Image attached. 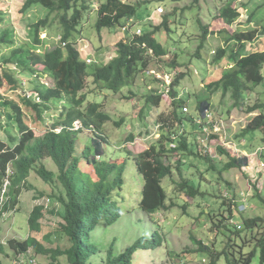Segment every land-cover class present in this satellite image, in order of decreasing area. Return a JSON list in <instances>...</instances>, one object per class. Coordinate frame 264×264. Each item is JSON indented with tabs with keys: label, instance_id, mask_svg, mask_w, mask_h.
<instances>
[{
	"label": "rangeland",
	"instance_id": "1",
	"mask_svg": "<svg viewBox=\"0 0 264 264\" xmlns=\"http://www.w3.org/2000/svg\"><path fill=\"white\" fill-rule=\"evenodd\" d=\"M26 1L0 0V11L5 17L0 28H11L16 44L27 46L32 44L33 37L29 25L48 17L49 30L40 29V38L45 41L47 48L57 47L56 38L62 32L59 22L60 13L50 14L48 9L36 3L24 9L23 5ZM104 1L78 2L79 6L85 5L87 9L83 12L82 20L77 31L73 33L71 41L81 52V58L88 62L89 74H92L94 68L114 58L115 44L124 37H132L137 29L149 32L152 26L160 25L164 16H167L170 30L167 31L165 26H162L155 35L157 42L168 50V55L161 59L153 58L145 71L137 76L135 83L123 88L121 92L114 94L101 90L93 83L92 76L87 78L86 87L81 93L86 96L84 107L90 103L102 104L99 111L110 117L102 128L103 135L109 141V147H105L106 152L117 157L116 161L120 162L124 151L136 155L147 150L158 140L160 132L154 133L158 124L157 117L171 109L172 98L166 96L165 90L160 93L161 102H157L158 104H146L144 98L154 96L155 92L161 91L153 76L156 78L167 76L168 81L171 82L175 79L174 76H181L175 89L180 90L178 94L185 98V106L188 108L189 115H185L187 120L184 121L187 141L195 142V138H198L201 141L198 150H203L202 146L205 143L210 145L211 155L216 158L215 161L221 156L217 149L221 146L225 147L232 157L245 163L241 168L222 171L218 163L208 162L205 158L183 156L182 162L166 158L165 163L168 165L171 163L174 167L171 178L163 179L162 186L166 190L168 203L173 207L149 217L134 207L137 202V190H133L131 194V191L124 187V194L127 193L129 198L125 196L124 202L119 203V206L123 207V216L112 225L99 224L92 232L91 238L99 242L100 253L105 256L109 248L114 252H122L130 248L140 237H153L155 232H160L164 237L162 245L152 250L139 249L134 255L133 264H210L212 258L215 259V264H229L232 259L238 260V264H246L240 259L242 254L251 258L249 264H260L255 239L259 240L263 237L264 222H258L256 228L249 231L245 228L244 221L255 217L264 219V203L261 202L264 199V160L259 158V153L263 149L252 151V139L250 140L249 137L244 139L241 136L243 129L258 114V111L249 113L248 109L264 102V81L250 92L242 107L234 106L229 93L225 97L219 93L210 95L207 89H204V85L208 81L219 79L222 70H230L237 57L264 52V0H233V6L241 7L242 12L232 26L216 18L219 9L230 0H200L198 4H193V0L177 2L125 0L134 4L139 3L132 19L131 32L130 30L125 32L118 26L104 28L99 32L95 25L96 11ZM71 14L72 12L68 15ZM202 26H207L208 31L204 44L200 47ZM249 31H256L257 37L253 41L238 42L234 39L235 32ZM221 49H225V54L214 62L217 51ZM173 59L177 62L176 71L168 67ZM9 67L16 73L20 71L15 65ZM24 74L21 77L29 81L24 89L30 91L37 85L30 82L31 77L27 76V72ZM40 79H44L43 84L39 80L41 85L53 84V81L46 76ZM3 93L6 98L14 101H19L21 94L19 89L16 91L6 89ZM208 98L210 105L199 118L205 123L206 116L214 122V126L207 132L208 134H203L197 129L199 119L193 118L198 113L199 103L207 101ZM61 105H63L62 101L58 105L52 104L51 110L44 111L40 117L33 108L23 107V111L30 116L25 122L36 137H41L47 128L57 121ZM189 118L196 123H192ZM118 121H121L119 126L115 124ZM4 123L3 119L0 139L7 140L12 145L7 132L15 140L19 134L18 130L14 125ZM90 137V133L86 132L79 135L78 155L81 154L84 146L90 145ZM176 141L177 139L174 140ZM165 145L167 148L170 146L169 143ZM171 156L180 159V154H171ZM221 160L227 161L224 156L220 162ZM177 162L182 163L180 173L176 169ZM43 164L47 170L57 172L51 160H44ZM210 164L218 167L212 169ZM222 165L224 166L223 162ZM183 179L191 180L189 185L199 190L194 198L179 189L178 184ZM3 190L9 191V187L3 186ZM242 192L244 196L248 194L245 202L240 196ZM39 193H43V196L37 201L35 197ZM227 193L231 195L229 199L233 198V200L227 199ZM51 194L56 196L57 191L50 184L45 183L36 172L31 173L26 187L22 188L18 197L17 210L6 212L0 221L1 242L4 243L11 238L24 241L28 236H32L46 249L67 247L68 238L56 232L62 219L54 212L61 211L62 208L55 197L54 199L50 197ZM43 199L50 200V209L44 211V217L40 221L41 231L30 235L28 229L30 212ZM242 203L245 210L239 211L238 206ZM230 204L233 205L232 208L229 207ZM230 217L232 221L229 220ZM199 242L204 245L201 250ZM7 251L6 256L0 255V263L68 264L63 256L56 260L51 255L36 254L33 249L26 255ZM101 254L99 256H102Z\"/></svg>",
	"mask_w": 264,
	"mask_h": 264
},
{
	"label": "trees",
	"instance_id": "2",
	"mask_svg": "<svg viewBox=\"0 0 264 264\" xmlns=\"http://www.w3.org/2000/svg\"><path fill=\"white\" fill-rule=\"evenodd\" d=\"M79 1L27 0L23 5L24 9H28L36 3L48 9L50 14L60 13L59 22L62 32L59 37L64 46L59 45L47 49L45 41L40 38V29L49 30L48 17L29 25L33 37L32 44L27 46L16 44L11 28H0V126L3 127L4 119L5 125H14L19 133L14 140L13 136L7 132L12 145L7 140L0 139V190L7 177L10 181L7 196L12 203L7 204L8 201H5L6 205L4 204V208L0 212L12 209L20 187L26 186L31 173L36 172L45 183L50 184L57 191L56 196L55 194L50 195L51 198L57 199L62 208L61 211L54 212L62 219L56 232L61 233L63 237L66 236L69 240L67 247H57L54 250L44 248L32 236H28L24 241L10 239L6 244L14 254L26 255L33 249L36 254L51 255L56 260L63 256L68 264H133L134 255L139 249L152 250L162 245L164 237L160 232H155L153 237H140L130 248L122 252H114L112 248H109L105 252V256L100 253L99 242L91 238L92 232L99 224L112 225L123 216V207L119 206V203L124 202L125 196L129 198L127 193L124 194V187H127L131 194H133V190H137V202L134 207L143 214H156L173 207L171 203H168L162 180L171 178L174 166L171 163L166 164L164 159L182 162L183 156L205 158L208 162L218 163L222 171L241 168L245 162L232 157L225 147L221 146L217 148L221 156L218 161H215L216 158H213L212 155L206 156L205 150L197 149L201 145L198 138H195V142H188L185 133L180 132L181 129L185 130L184 121L187 120L185 115H189L188 108L185 106V98L178 94L180 90L175 89L181 76H176L172 82L171 109L163 113L165 116L161 114L157 117L159 139L139 154L134 155L130 151H124L120 162L116 161L117 157L109 155L105 150V147H109V141L103 135L102 128L110 117L99 111L102 104L90 103L84 107L86 96L81 93L86 87L87 78L92 76L93 83L98 88L114 94L133 85L137 76L145 71L153 58L161 59L168 55V50L157 42L155 35L162 26L170 31L168 28L169 18L164 16L162 23L152 26L149 32L140 29L142 35L134 34L130 38L125 37L118 41L115 44V57L106 64L94 68L92 74H89L87 61L81 58V52L71 41L73 33L77 31L82 20V14L87 9L85 5L79 6ZM199 2L200 0H193V4ZM233 2L230 0L219 9L218 16H216L231 26L242 12L241 7L233 6ZM138 4L125 0H105L99 5L96 12L97 30L100 32L104 28L123 27L125 22L132 20L135 16ZM70 12L72 14L68 15ZM4 21L5 17L0 11V26ZM201 28L203 33L200 47L203 46L208 31L207 26ZM256 37V31L235 32L234 34V39L238 42L253 41ZM223 54H225V49L218 50L214 62ZM176 63V60L173 59L168 67L175 70L178 67ZM9 65H15L20 71L16 73ZM263 66L264 52H254L237 57L230 70H222L219 79L208 81L204 85V89H207V93L210 95L219 93L222 97L229 93L230 98L234 101V106L242 107L250 92L264 81ZM26 72L38 76L43 74L53 80L52 86L49 87L41 85L39 82L36 83L35 90L41 94L43 103H33L22 95L19 97V101L5 97L3 92L6 89L14 91L19 89V77L25 75ZM144 99H146V104L161 102L160 95L147 96ZM61 101L63 105L57 121L47 128L41 137H36L25 122V119L30 116H27L23 111V107L33 108L40 117L44 111L51 110L52 104L58 105ZM209 105L210 98L200 102L197 107L198 113L193 119L202 120L199 117ZM248 110L249 113L258 111V114L243 129L241 137L252 139V151L256 152L262 148L263 151L259 153V158L264 160V156H262L264 154V102L255 104ZM121 121L115 122V124L119 126ZM190 121L194 123V121ZM76 122L79 124L78 129L74 126ZM205 123L210 129L214 126L211 119ZM202 127L203 125H198L197 129L202 131ZM57 128H60L59 132L55 131ZM82 132L90 133L91 142L90 145L84 146L81 154L78 155L79 135ZM173 138L177 139L176 147L167 148L165 143L168 144ZM176 153L180 154L179 160H175L171 156ZM223 156L227 160H221L224 166L220 162ZM44 160H51L57 168V172L47 170L43 164ZM180 162L176 163L179 173L182 166ZM213 166L210 164L212 169L218 167ZM190 181L183 179L178 187L182 192L194 198L199 190L189 185ZM42 196L43 193H39L35 199H40ZM229 196L231 197L230 194ZM231 200L233 198L229 199V201ZM261 202L264 203V199ZM232 206V204L229 205L230 208ZM239 206H243V210H245L244 203ZM238 210L243 211L242 209ZM43 217L44 208L42 206L32 209L28 219L30 235L41 231L40 221ZM258 222H264V219L260 217L247 219L244 221V225L247 230L251 231L256 228ZM262 236L264 237V235ZM263 237L259 240L255 239L260 264H264ZM202 246L204 245L199 242L200 250ZM5 251L6 248L0 241V254L7 255ZM100 254L102 256H99ZM97 259H100V263L96 261ZM240 259L246 264L251 261V258L245 254H242ZM215 263V259L212 258L210 264ZM229 264H238V260L232 259Z\"/></svg>",
	"mask_w": 264,
	"mask_h": 264
},
{
	"label": "clouds",
	"instance_id": "3",
	"mask_svg": "<svg viewBox=\"0 0 264 264\" xmlns=\"http://www.w3.org/2000/svg\"><path fill=\"white\" fill-rule=\"evenodd\" d=\"M159 10V9H158ZM97 12V11H96ZM159 13H161V11H158ZM129 22V23H128ZM126 24L124 23V26L122 27V30H125V32H127V31H129L130 30V32H131V27H132V20H129ZM129 26V29L127 30V27ZM138 31H140V33H137ZM141 30L140 29H137L135 32H134V34L135 35H141ZM125 38V37H124ZM56 39H58V46L59 45H62V46H64V43H62L61 42V39H60V37H57ZM47 49H49V48H47ZM110 60V59H109ZM88 63V62H87ZM174 71H176V70H174ZM40 73V72H39ZM27 76L28 77H31V80H30V82L33 84H36V83H38L39 82V80H41V83L43 84V81L42 80H44V79H40L42 76H46V75H43V74H39V76L37 75V74H34V75H31V74H27ZM153 76V75H152ZM47 78H49L48 76H46ZM155 79H156V82H157V85H158V87H160V89H161V91L160 92H155V94H154V96H157V95H160V96H162L160 93L163 91V90H165L166 92H165V94H166V96H170V91L172 90V82H171V80L170 81H168V77L167 76H164V78L162 77V78H156V76H153ZM166 77H167V79H166ZM176 76H174V78H175ZM50 80H52L51 78H49ZM19 80H20V87H19V92L21 93L20 94V96L22 95V96H24V97H26V99H28V100H30V101H32L33 103H37V104H41V103H43V101H42V97H41V94L38 92V91H36L35 90V88L36 87H34L32 90H30V91H26L25 89H24V87L25 86H27V84H29V81H27L26 79H23L21 76L19 77ZM53 81V80H52ZM45 86H47V87H49V86H52V85H50V84H44ZM166 89H168V91L166 90ZM35 94H37L38 95V97L40 98V100L39 101H36L35 100V98H34V95ZM61 107H62V105H61ZM62 109V108H61ZM185 110V109H184ZM61 111V110H60ZM206 112H208V111H206ZM196 120V119H195ZM195 120H194V123H196L195 122ZM204 120H207L206 122H209V119L205 116L204 117ZM75 124H76V129H78L79 128V124L76 122V123H74V126H75ZM197 124L198 125H203V127L201 128L202 129V132H203V129L204 128H207V129H209L210 130V128H209V126L208 125H206V123H203L201 120H198L197 121ZM56 132H59L60 131V128H57L56 130H55ZM157 131H159V124H157L156 126H155V129H154V133H156ZM160 132V131H159ZM180 132H184L185 134H186V132H185V130L184 129H181V131ZM203 134H205L204 132H203ZM207 137H208V135H207ZM159 139V138H158ZM176 138H173L172 139V141L171 142H169V144H170V148L172 147V148H175L176 147V142H174V140H175ZM206 146H210V145H208V144H204V146H202L203 147V150H205L206 151V153H204V154H206V156L207 155H211L212 154V152H208L207 150H206ZM203 150H201V151H203ZM177 155H178V153H176ZM174 158V157H173ZM175 159V158H174ZM175 160H178V158L177 159H175ZM3 186H6L7 188L10 186V181H9V179H7V177L4 179V184L2 185V187H1V190H0V211H1V209L2 208H4V204H5V201H8L7 202V204L10 202V204H12L11 203V199H9V197L7 196V190H3ZM23 187H26V186H23ZM23 187H20V192H19V194L17 195V197H15V199H16V203L14 204V206H12V209L11 210H8V211H3V212H0V214H1V216H0V221H1V219H2V217L4 216V214L6 213V212H9V211H16L17 210V205H18V197L20 196V193H21V190H22V188ZM242 197H243V201L245 200V197H247L248 196V194H246L245 196H244V194H243V192H242V194H240ZM226 197H227V199H228V197H230L229 196V194L227 193V195H226ZM36 200V199H35ZM37 201H39V199H37ZM6 205V204H5ZM36 206H42L43 208H44V211L46 210H49L50 209V206H51V202H50V200L49 199H47V200H42L41 201V203H37L36 204ZM36 206H34V207H36ZM33 207V208H34ZM238 209H244L243 208V206H239L238 207ZM32 211V210H31ZM162 212V211H161ZM161 212H159V213H161ZM31 213V212H30ZM156 214H158V213H156ZM156 214H151V215H148V214H145V215H148L149 217H151L152 215H156ZM29 219V218H28ZM229 220L230 221H232V217H230L229 218ZM11 239H14V238H11ZM10 240V239H9ZM16 240V239H15ZM0 241H1V232H0ZM8 241V240H7ZM6 241V242H7ZM6 242H2L3 244H4V246H5V248H6V254H7V250H9L10 252H12L10 249H8V245L6 244ZM13 253V252H12ZM0 255H3V254H0ZM6 256V255H5ZM3 264V263H2Z\"/></svg>",
	"mask_w": 264,
	"mask_h": 264
},
{
	"label": "built area",
	"instance_id": "4",
	"mask_svg": "<svg viewBox=\"0 0 264 264\" xmlns=\"http://www.w3.org/2000/svg\"><path fill=\"white\" fill-rule=\"evenodd\" d=\"M159 11H161V10H159ZM137 33H140V31H138ZM166 79H167V77H166ZM166 90L168 91V89H166ZM34 98H35L36 101H39V100H40V98L38 97L37 94L34 95ZM208 131H209V129H207V128H204V129H203V132H204L205 134H208V133H207ZM205 148H206V150H207L209 153L211 152L210 146H206Z\"/></svg>",
	"mask_w": 264,
	"mask_h": 264
},
{
	"label": "crops",
	"instance_id": "5",
	"mask_svg": "<svg viewBox=\"0 0 264 264\" xmlns=\"http://www.w3.org/2000/svg\"><path fill=\"white\" fill-rule=\"evenodd\" d=\"M43 81V80H42Z\"/></svg>",
	"mask_w": 264,
	"mask_h": 264
}]
</instances>
